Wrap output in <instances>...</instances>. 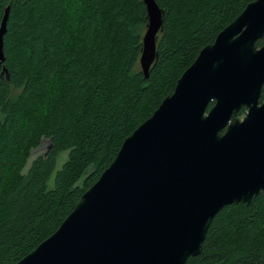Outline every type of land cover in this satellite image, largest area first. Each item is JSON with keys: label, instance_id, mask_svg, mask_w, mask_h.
Wrapping results in <instances>:
<instances>
[{"label": "trees", "instance_id": "obj_1", "mask_svg": "<svg viewBox=\"0 0 264 264\" xmlns=\"http://www.w3.org/2000/svg\"><path fill=\"white\" fill-rule=\"evenodd\" d=\"M250 1L156 0L162 31L145 78L142 0H0V21L9 6L8 78L0 75V264H14L58 228L123 140ZM43 139L45 151L31 158ZM186 264H264V193L218 211Z\"/></svg>", "mask_w": 264, "mask_h": 264}, {"label": "water", "instance_id": "obj_2", "mask_svg": "<svg viewBox=\"0 0 264 264\" xmlns=\"http://www.w3.org/2000/svg\"><path fill=\"white\" fill-rule=\"evenodd\" d=\"M142 1L147 78L163 10ZM263 37L264 0H252L200 49L58 228L14 264H186L198 255L218 211L264 193Z\"/></svg>", "mask_w": 264, "mask_h": 264}, {"label": "rangeland", "instance_id": "obj_3", "mask_svg": "<svg viewBox=\"0 0 264 264\" xmlns=\"http://www.w3.org/2000/svg\"><path fill=\"white\" fill-rule=\"evenodd\" d=\"M48 140L47 139H43L42 143L36 148L32 150V156L31 158H33L36 154L38 153H42L43 151H45V148L47 146ZM67 153H61L58 157L57 160V168H59L61 166V164L63 163V161L66 159Z\"/></svg>", "mask_w": 264, "mask_h": 264}, {"label": "flooded vegetation", "instance_id": "obj_4", "mask_svg": "<svg viewBox=\"0 0 264 264\" xmlns=\"http://www.w3.org/2000/svg\"><path fill=\"white\" fill-rule=\"evenodd\" d=\"M260 102H262V101H260ZM246 112V111H245Z\"/></svg>", "mask_w": 264, "mask_h": 264}]
</instances>
